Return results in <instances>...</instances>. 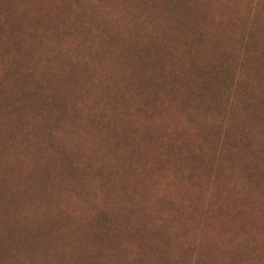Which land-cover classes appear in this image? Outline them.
<instances>
[{"label": "rangeland", "instance_id": "obj_1", "mask_svg": "<svg viewBox=\"0 0 264 264\" xmlns=\"http://www.w3.org/2000/svg\"><path fill=\"white\" fill-rule=\"evenodd\" d=\"M0 140V264H264V0H0Z\"/></svg>", "mask_w": 264, "mask_h": 264}, {"label": "trees", "instance_id": "obj_2", "mask_svg": "<svg viewBox=\"0 0 264 264\" xmlns=\"http://www.w3.org/2000/svg\"><path fill=\"white\" fill-rule=\"evenodd\" d=\"M46 2H49L50 3V0H45ZM49 8H50V6H48ZM55 9V8H54ZM53 9V10H54ZM35 71H37L36 69H35V67L32 69V71H31V75L33 76V75H35ZM81 109V108H80ZM1 141V140H0ZM0 144H1V142H0Z\"/></svg>", "mask_w": 264, "mask_h": 264}]
</instances>
